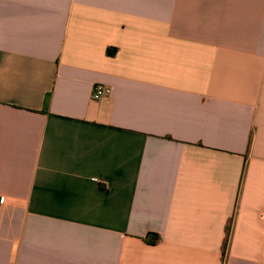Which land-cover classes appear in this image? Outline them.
<instances>
[{
	"label": "crops",
	"instance_id": "obj_1",
	"mask_svg": "<svg viewBox=\"0 0 264 264\" xmlns=\"http://www.w3.org/2000/svg\"><path fill=\"white\" fill-rule=\"evenodd\" d=\"M0 197V264H264V0H0Z\"/></svg>",
	"mask_w": 264,
	"mask_h": 264
},
{
	"label": "built area",
	"instance_id": "obj_2",
	"mask_svg": "<svg viewBox=\"0 0 264 264\" xmlns=\"http://www.w3.org/2000/svg\"><path fill=\"white\" fill-rule=\"evenodd\" d=\"M111 89L103 85H95L92 92V99L99 100L103 97L109 96ZM5 202V197H0V205H3Z\"/></svg>",
	"mask_w": 264,
	"mask_h": 264
},
{
	"label": "trees",
	"instance_id": "obj_3",
	"mask_svg": "<svg viewBox=\"0 0 264 264\" xmlns=\"http://www.w3.org/2000/svg\"><path fill=\"white\" fill-rule=\"evenodd\" d=\"M157 240H158V236H155V238L153 239L152 238L146 239V242H148L151 245H154L157 242Z\"/></svg>",
	"mask_w": 264,
	"mask_h": 264
}]
</instances>
